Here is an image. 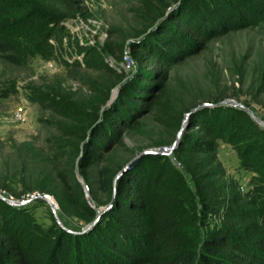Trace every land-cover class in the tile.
<instances>
[{"label":"rangeland","instance_id":"rangeland-1","mask_svg":"<svg viewBox=\"0 0 264 264\" xmlns=\"http://www.w3.org/2000/svg\"><path fill=\"white\" fill-rule=\"evenodd\" d=\"M9 1L0 0V11L8 9L14 14ZM163 1L167 0H81L82 7L75 15L58 24L46 23L44 40L52 49L50 54H4L0 50V194L26 199L14 205L0 198V225L6 220L4 226L16 233L28 254L38 245L52 246L59 229L88 230L114 201L116 178L125 170L136 169L151 176L167 172L161 183L152 185L147 197L172 194V212L182 247L196 249L205 229L192 180L175 150L180 139L175 143L178 129L163 128L154 121L152 111L140 114L135 127L113 123L117 141L99 151L92 163L80 164V133L89 127L86 118L74 117L69 110L77 105L90 109L96 100L89 86L91 80L109 89L105 102L109 103L126 80L165 70V87L182 116L201 104L187 118L192 112L206 109V115L212 116L215 123L227 120L226 131L231 128V136L248 126L244 115L233 109L245 110L235 105L237 101L250 108L260 121L245 110L246 114L264 127V11L245 2L249 7L244 17H232L227 29L204 24V33L199 32V48L176 61L163 63L156 55L142 51L134 58L130 54L131 41L140 37L137 31L145 27L153 30L160 23L162 18H155L154 12L160 11L158 5ZM25 3L18 17L33 10L39 13L59 9L58 0ZM0 34H12L15 41L19 38L15 29ZM117 46L122 54H129L130 65L122 63ZM60 125L78 126L79 135L60 132ZM188 129L211 136L195 124ZM212 137L217 141L215 151L197 153L202 165L236 191L244 206L264 208V176L241 166L231 143L223 137ZM100 168L113 174L112 185L99 184ZM249 188L252 194L246 196ZM83 202L90 210L83 208Z\"/></svg>","mask_w":264,"mask_h":264},{"label":"trees","instance_id":"trees-1","mask_svg":"<svg viewBox=\"0 0 264 264\" xmlns=\"http://www.w3.org/2000/svg\"><path fill=\"white\" fill-rule=\"evenodd\" d=\"M80 1L58 0V10L39 13L33 10L18 17L25 0H10L16 14H9L8 9L0 11V33L15 29L19 38L15 41L12 34H0L4 38L0 39L1 52L50 54L52 49L44 40L46 23L58 24L65 17L75 15L82 7ZM245 2L264 11V0L160 2V11L154 15L162 20L153 30L145 27L136 32L141 34L137 40L131 41L130 54L137 58L142 51L156 55L163 63L181 59L199 48L204 24L227 29L232 17H244L249 7ZM173 4L176 6L168 9ZM117 50L121 57L123 50L119 46ZM165 78V70L136 75L118 87L109 103H105L109 89L98 87L97 82L91 80L89 86L96 100L90 104V109L86 105H77L69 110L74 117L86 118L89 127L88 131L83 128L80 133L83 154L79 162L82 166L92 163L99 151L117 141L113 123L135 127L140 114L152 111L154 121L163 128L179 129L182 112L173 104L164 84ZM46 106L57 109L50 103ZM233 109L244 115L248 126L230 136L233 131L231 128L226 131L227 120L220 119L215 123L212 116L206 115V109H202L188 115L187 127L195 124L202 133L211 136H200L186 128L175 146L182 157L184 170L192 180L200 216L205 221L196 249L181 246L177 235L178 222L172 212V194L147 197L152 185L161 183L167 172L163 170L151 176L134 169L125 170L116 178L114 201L88 230L65 232L59 229L52 246L38 245L31 255L23 249L16 233L4 226V220L0 225L3 235L0 264H264V208L260 205L244 206L240 195L216 179L213 170L205 168L197 155L215 151L217 141L212 135L223 137L237 151L241 166L264 176V127L258 126L244 109ZM59 130L78 136L80 128L60 125ZM112 179L113 174L103 168L98 170L102 187L112 185ZM251 194V188L247 189L245 195ZM82 205L90 210L86 203Z\"/></svg>","mask_w":264,"mask_h":264},{"label":"water","instance_id":"water-1","mask_svg":"<svg viewBox=\"0 0 264 264\" xmlns=\"http://www.w3.org/2000/svg\"><path fill=\"white\" fill-rule=\"evenodd\" d=\"M229 100H225V101H223V102H228ZM235 103V105H237V106H240V107H243V108H245V110L250 114V116L254 119V120H256V121H260L254 114H253V112H252V110L250 109V108H248L247 106H244V105H242L240 102H234ZM199 105H201V104H197L195 107H197V106H199ZM195 107H192V108H190V110H188V112L186 113V114H184V116L182 117V121H181V125H180V127H179V129H178V131H177V139H176V142L175 143H177V141H178V139H179V137H180V135H181V132H182V130H183V128L185 127V125H186V118H187V114L192 110V109H194ZM148 151H150V150H148ZM147 152V151H146ZM124 168H121L120 170H119V173L123 170ZM118 173V174H119ZM0 198L1 199H3V200H5L6 202H8L9 204H14V205H17V204H21V203H23V202H25L26 201V199H12V198H8V197H5V196H3V195H1L0 194ZM100 212V210H98V213ZM95 220H96V218L95 219H93L90 223H89V225H87V227H89V226H91L94 222H95ZM86 227V228H87Z\"/></svg>","mask_w":264,"mask_h":264},{"label":"built area","instance_id":"built-area-1","mask_svg":"<svg viewBox=\"0 0 264 264\" xmlns=\"http://www.w3.org/2000/svg\"><path fill=\"white\" fill-rule=\"evenodd\" d=\"M121 61H122V63L125 64L126 66L130 65V63H131V59H130L129 54H127V53L124 52V53L122 54V56H121ZM43 196L49 198V195H47V194H44Z\"/></svg>","mask_w":264,"mask_h":264}]
</instances>
